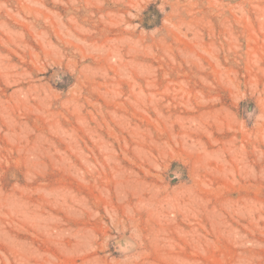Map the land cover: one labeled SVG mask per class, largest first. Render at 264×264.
I'll use <instances>...</instances> for the list:
<instances>
[{
    "label": "rangeland",
    "instance_id": "374dc122",
    "mask_svg": "<svg viewBox=\"0 0 264 264\" xmlns=\"http://www.w3.org/2000/svg\"><path fill=\"white\" fill-rule=\"evenodd\" d=\"M0 264H264V0H0Z\"/></svg>",
    "mask_w": 264,
    "mask_h": 264
}]
</instances>
